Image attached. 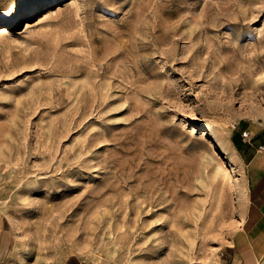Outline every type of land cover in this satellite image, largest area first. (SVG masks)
Segmentation results:
<instances>
[{"label": "rangeland", "instance_id": "374dc122", "mask_svg": "<svg viewBox=\"0 0 264 264\" xmlns=\"http://www.w3.org/2000/svg\"><path fill=\"white\" fill-rule=\"evenodd\" d=\"M33 1L0 0L13 263L223 264L264 124V0Z\"/></svg>", "mask_w": 264, "mask_h": 264}, {"label": "crops", "instance_id": "0c3cea01", "mask_svg": "<svg viewBox=\"0 0 264 264\" xmlns=\"http://www.w3.org/2000/svg\"><path fill=\"white\" fill-rule=\"evenodd\" d=\"M252 145L248 166L247 205L240 226L226 246L223 264H264V124L254 127L248 146ZM14 238L0 214V264H14ZM65 264H84L70 257Z\"/></svg>", "mask_w": 264, "mask_h": 264}, {"label": "bare ground", "instance_id": "6f19581e", "mask_svg": "<svg viewBox=\"0 0 264 264\" xmlns=\"http://www.w3.org/2000/svg\"><path fill=\"white\" fill-rule=\"evenodd\" d=\"M38 4L39 3H37V0H35V1H33L32 3H30V5H28L25 9H24V11H28L29 13L30 12H34V10L37 8V6H38ZM23 12V11H22ZM27 12V13H28ZM18 14L19 13H14V14H12V15H9V16H7V17H5L2 21H4L3 22V25H2V27H0V32L1 33H3L4 31H6L7 29H6V26L7 25H10V24H12V22L16 19V17L18 16ZM21 15V14H20ZM4 28V29H3ZM205 142L207 143V145L208 146H212V143H211V141L209 140V139H205ZM232 161H234V160H232ZM218 162V161H217ZM233 164H235L234 162H232ZM218 165H220L219 164V162L217 163Z\"/></svg>", "mask_w": 264, "mask_h": 264}, {"label": "built area", "instance_id": "2783aa9c", "mask_svg": "<svg viewBox=\"0 0 264 264\" xmlns=\"http://www.w3.org/2000/svg\"><path fill=\"white\" fill-rule=\"evenodd\" d=\"M243 135H244L245 137H250V132H249V131H244ZM263 148H264L263 145L259 146V149H263Z\"/></svg>", "mask_w": 264, "mask_h": 264}]
</instances>
